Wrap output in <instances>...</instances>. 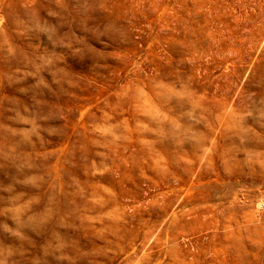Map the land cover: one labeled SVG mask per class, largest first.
<instances>
[{"label": "rangeland", "instance_id": "374dc122", "mask_svg": "<svg viewBox=\"0 0 264 264\" xmlns=\"http://www.w3.org/2000/svg\"><path fill=\"white\" fill-rule=\"evenodd\" d=\"M0 264H264V0H0Z\"/></svg>", "mask_w": 264, "mask_h": 264}]
</instances>
